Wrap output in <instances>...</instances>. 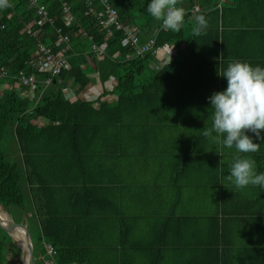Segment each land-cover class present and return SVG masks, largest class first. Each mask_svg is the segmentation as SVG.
Here are the masks:
<instances>
[{
  "label": "trees",
  "instance_id": "16d2710c",
  "mask_svg": "<svg viewBox=\"0 0 264 264\" xmlns=\"http://www.w3.org/2000/svg\"><path fill=\"white\" fill-rule=\"evenodd\" d=\"M38 1L49 17L58 16L54 24H45L38 38L24 32L38 18L31 0H9L8 7L0 8V66L12 75L20 71L35 73L42 82L43 73L29 63L37 43L55 46L57 30L61 29L71 37L66 54L69 69L50 85L58 90L39 99L32 98L29 88L15 80L5 81L11 86L8 88L0 82V209L27 224L33 238L34 264L48 260L53 264H124L120 246L108 244V240L117 241L119 234L125 239L122 230L129 225L123 223L118 204L108 196L106 187L113 178L103 173V159H118L124 129L158 126L170 119L181 124L199 104L188 96H212L226 90L227 80L218 73L230 62L239 60L264 67V0H176L185 11L179 31L160 29L162 21L146 12L150 0H111L120 22L138 27L143 39L157 36L158 45L179 49L169 64H159L152 54L125 61L122 34L117 31L108 41L106 57L98 59L90 49L93 44L104 43V31L90 14L86 0ZM64 2L72 6L75 16L71 26L62 20ZM196 4L200 10L192 13ZM201 14L208 27L196 35L194 18ZM117 51L120 58L115 60ZM87 55L94 66L88 63ZM153 63L158 66L151 68ZM95 71L100 73L102 92L89 101L85 94L93 86L89 74ZM64 89L75 93V103L68 101ZM207 122L206 127L211 129V117ZM9 132L16 143L14 161L3 149ZM248 134L261 144L259 150L231 152L251 156L262 170L264 141L254 133ZM0 222L8 229L2 218ZM223 223L221 219L215 229L220 241ZM47 245L55 249L54 256L48 255ZM238 251L244 255L245 264H264V243L248 242ZM161 258L158 249L154 261H150L157 264ZM223 259L219 253L217 264H224ZM0 264H24L15 240L2 228Z\"/></svg>",
  "mask_w": 264,
  "mask_h": 264
},
{
  "label": "crops",
  "instance_id": "0c3cea01",
  "mask_svg": "<svg viewBox=\"0 0 264 264\" xmlns=\"http://www.w3.org/2000/svg\"><path fill=\"white\" fill-rule=\"evenodd\" d=\"M209 97L188 96L199 104L181 124L170 119L124 129L118 159H103V173L113 178L108 196L129 225L119 229L125 239L119 234L117 241L108 240L120 246L124 264H153L158 249L162 258L157 264H217L219 253L224 264H245L238 249L264 243V188L241 189L226 179L235 148L204 135L211 117ZM261 167L256 168L264 172L262 161ZM221 219L220 241L215 229Z\"/></svg>",
  "mask_w": 264,
  "mask_h": 264
},
{
  "label": "clouds",
  "instance_id": "9594fccd",
  "mask_svg": "<svg viewBox=\"0 0 264 264\" xmlns=\"http://www.w3.org/2000/svg\"><path fill=\"white\" fill-rule=\"evenodd\" d=\"M8 6L9 0H0V8ZM146 12L161 20L165 30L179 31L185 22L184 8L178 7L176 0H150ZM194 19L195 34L206 32L208 21L205 15ZM218 75L226 78L227 88L209 97L212 128L206 127L204 135L222 147L235 148L238 153H255L261 144L255 143L248 132L264 141V67L237 60L230 62ZM228 172L226 179L237 188H264V172L257 170L256 161L251 156H235Z\"/></svg>",
  "mask_w": 264,
  "mask_h": 264
},
{
  "label": "built area",
  "instance_id": "2783aa9c",
  "mask_svg": "<svg viewBox=\"0 0 264 264\" xmlns=\"http://www.w3.org/2000/svg\"><path fill=\"white\" fill-rule=\"evenodd\" d=\"M88 7L90 8V14L93 15L102 27L104 43L100 46L93 44L90 51L95 53L98 59L106 57V51L109 47V40L114 37L115 32H121L122 38L120 45L126 50L122 56L125 61H130L146 54H152L158 60L159 64H169L175 57L178 56V51L174 45L157 44V36L148 40L143 39L140 29L136 26L124 24L120 22L119 11L112 5L111 0H86ZM31 5L36 9L37 19L31 21L24 29V32L32 38H38L42 35V28L48 22L54 24L55 18L48 16V12L44 5L40 4L38 0H31ZM200 10L199 5H195L192 9L193 12ZM62 20L66 25L71 26L75 22V16L72 11V6L68 3H63V17ZM161 30H165L162 28ZM58 39L55 42V46H48L41 41L37 43L35 52L30 61V66L37 69L40 73H43V83L47 86L56 82L61 76L64 70L69 69V63L67 58V51L70 49L71 37L68 34H63L61 29L57 30ZM84 37H87L86 33H83ZM65 46L60 50H56L55 47ZM88 63L94 66L90 56H86ZM119 59L118 51L113 54V59ZM158 63H153L152 67H157ZM89 77L93 80V86L90 88L89 93L85 94V97L89 101L95 100L102 92V82L100 81V73L95 71L89 74ZM15 80L18 84L29 88L32 98L35 97L37 87L40 83L35 73H26L20 71L16 75H12L5 68L0 66V82L6 83V80ZM101 90V92H100ZM64 94L70 103H75L77 97L75 93L70 89H64ZM91 96V97H90ZM49 256L56 254L55 249L51 245L46 246ZM48 264H53L52 261H48Z\"/></svg>",
  "mask_w": 264,
  "mask_h": 264
},
{
  "label": "rangeland",
  "instance_id": "374dc122",
  "mask_svg": "<svg viewBox=\"0 0 264 264\" xmlns=\"http://www.w3.org/2000/svg\"><path fill=\"white\" fill-rule=\"evenodd\" d=\"M51 44L50 42L47 43V45ZM154 73V72H153ZM3 85L5 86V88H8L11 87L10 85L7 86V83L5 85V83H3ZM7 86V87H6ZM40 87V88H38ZM37 87V91L35 93V97L36 98H40L42 95L44 96H48L50 93H52L53 91H56L58 90V87L57 86H47L45 85L43 82H40L39 85ZM101 92V90H100ZM3 149L8 157L9 160L11 161H14L15 159V154L17 153L16 152V143H15V140L12 136V133L9 132L6 136V139H5V142H4V145H3ZM16 216L18 219H23L24 220V217L22 215H14ZM15 217V218H16ZM1 218V217H0ZM3 219V218H2ZM4 221V220H3ZM8 227V226H7ZM22 229V228H21ZM23 230V229H22ZM34 234V240L36 241L37 240V235L36 233H33ZM51 257V256H50ZM48 261H52V260H48ZM48 261L46 262H43V264H48Z\"/></svg>",
  "mask_w": 264,
  "mask_h": 264
},
{
  "label": "water",
  "instance_id": "95a60500",
  "mask_svg": "<svg viewBox=\"0 0 264 264\" xmlns=\"http://www.w3.org/2000/svg\"><path fill=\"white\" fill-rule=\"evenodd\" d=\"M9 224L16 225L25 231V233L28 237V241H27L28 247H27V245H24L23 239H15L13 237V235L11 234V232L0 222V228L4 229L5 231H7L11 235V237L15 240L16 245L21 250L23 263L24 264H34V260H33V255H34L33 238L29 232L27 224L19 222L17 220H14L13 218H11L9 220Z\"/></svg>",
  "mask_w": 264,
  "mask_h": 264
},
{
  "label": "bare ground",
  "instance_id": "6f19581e",
  "mask_svg": "<svg viewBox=\"0 0 264 264\" xmlns=\"http://www.w3.org/2000/svg\"><path fill=\"white\" fill-rule=\"evenodd\" d=\"M1 208H3V207H1ZM0 217L3 218L4 223L6 224V226H8V229L11 232V234L13 235V237L15 239H23L24 245H27V247H28V244H27L28 243L27 242L28 237H27L25 231L16 225L9 224V220L11 219V217L4 211V209H0Z\"/></svg>",
  "mask_w": 264,
  "mask_h": 264
}]
</instances>
